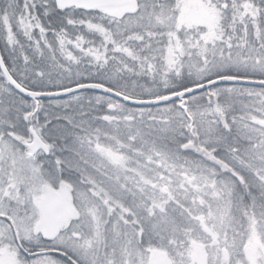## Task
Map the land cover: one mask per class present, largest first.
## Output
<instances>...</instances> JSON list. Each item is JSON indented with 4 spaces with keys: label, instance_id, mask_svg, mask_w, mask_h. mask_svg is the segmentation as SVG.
Instances as JSON below:
<instances>
[{
    "label": "snow or ice",
    "instance_id": "obj_1",
    "mask_svg": "<svg viewBox=\"0 0 264 264\" xmlns=\"http://www.w3.org/2000/svg\"><path fill=\"white\" fill-rule=\"evenodd\" d=\"M0 45V264H264V0H4Z\"/></svg>",
    "mask_w": 264,
    "mask_h": 264
},
{
    "label": "trees",
    "instance_id": "obj_2",
    "mask_svg": "<svg viewBox=\"0 0 264 264\" xmlns=\"http://www.w3.org/2000/svg\"><path fill=\"white\" fill-rule=\"evenodd\" d=\"M3 2H4V0H1V1H0V4H3ZM0 47H2V45H0Z\"/></svg>",
    "mask_w": 264,
    "mask_h": 264
},
{
    "label": "water",
    "instance_id": "obj_3",
    "mask_svg": "<svg viewBox=\"0 0 264 264\" xmlns=\"http://www.w3.org/2000/svg\"><path fill=\"white\" fill-rule=\"evenodd\" d=\"M1 1V0H0Z\"/></svg>",
    "mask_w": 264,
    "mask_h": 264
}]
</instances>
